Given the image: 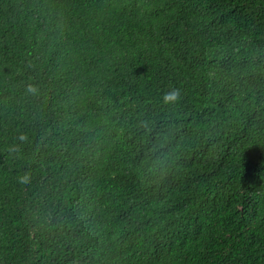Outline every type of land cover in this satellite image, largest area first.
Instances as JSON below:
<instances>
[{
  "label": "trees",
  "instance_id": "obj_1",
  "mask_svg": "<svg viewBox=\"0 0 264 264\" xmlns=\"http://www.w3.org/2000/svg\"><path fill=\"white\" fill-rule=\"evenodd\" d=\"M0 264H264V0H0Z\"/></svg>",
  "mask_w": 264,
  "mask_h": 264
}]
</instances>
